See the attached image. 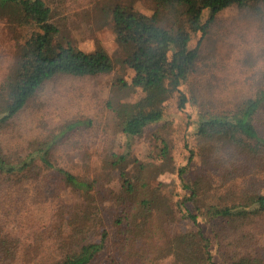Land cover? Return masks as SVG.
I'll use <instances>...</instances> for the list:
<instances>
[{"label": "trees", "instance_id": "trees-1", "mask_svg": "<svg viewBox=\"0 0 264 264\" xmlns=\"http://www.w3.org/2000/svg\"><path fill=\"white\" fill-rule=\"evenodd\" d=\"M151 1L150 14L124 1L111 7L110 25L118 48L114 58L101 46L85 51L65 42L53 7L46 0H0V20L11 33L22 32L21 37L14 36L16 65L0 82V130L47 82L63 76L109 75L119 67L132 71L130 85L139 89L141 96L134 102H109L107 108L122 134L141 136L150 125L163 122L170 102L180 111L187 107L190 99L182 88L197 71L200 43L215 16L233 6H260L264 11V0ZM205 13L208 17L203 22ZM196 35L199 41L194 46ZM259 120L264 127V85L228 111L198 109L192 133L199 150L188 148L186 163L174 168L181 192L164 195L166 207L161 210L152 195L140 190L139 181L130 179L126 167L119 166L127 152L118 160L110 153L107 162L113 171L107 175L110 184L106 185L102 173L85 169L74 174L51 162V150L63 141V133L36 140V147L18 158L6 156L0 149L1 182H44L53 177L61 190L79 201L70 202L62 211L63 237L53 239L49 246L44 245L39 229L31 235L33 242L22 245L0 228V238L9 246V260L15 264H215L210 250L214 239L218 255L227 264H264L260 259L264 242L256 235L264 227V136ZM246 141L256 143L259 152L246 154L241 147ZM209 145L215 149L210 161L216 163V170L197 177L192 164L197 157L205 158L202 151ZM167 149L164 143V157L169 154ZM145 176L141 171L140 178ZM199 179L207 189L197 187ZM59 193L52 199L57 200ZM111 204L119 213L105 222L96 241L95 227L106 205ZM177 211L190 228H176ZM29 218L24 213L19 221L25 226L36 225ZM199 221H205L212 233L205 236ZM228 236L238 238L223 244ZM233 244L241 250L238 254L230 253Z\"/></svg>", "mask_w": 264, "mask_h": 264}, {"label": "rangeland", "instance_id": "rangeland-1", "mask_svg": "<svg viewBox=\"0 0 264 264\" xmlns=\"http://www.w3.org/2000/svg\"><path fill=\"white\" fill-rule=\"evenodd\" d=\"M46 1L53 7L65 42L85 51L101 46L114 58L118 54V48L110 25L111 17L108 12L111 7L124 1L140 12L152 13L151 0ZM207 17L208 13H205L202 21L205 22ZM19 34L21 37L22 32L8 31L5 22L0 20V82L18 60L17 40L14 36ZM198 39L199 35H196L193 39L194 46ZM132 75L131 70L116 67L109 75L63 76L47 82L25 109L0 130L2 154L12 158L21 157L36 147V140H44L52 133H63L60 136L63 141L54 144L51 150V162L74 174L85 169L93 174L102 173V180L105 179V184L109 185L110 181L106 177L113 171L107 162L110 153L115 154L118 160L119 155L127 152L124 163L119 160V166L126 167L130 179L135 183L139 181L137 184L140 190L152 195L161 210L166 207L164 195L171 191L181 192L174 168L186 163L188 148L199 150L192 133L198 109L201 112L228 111L264 85L262 7L233 6L215 16L200 43L197 71L182 88L190 99L187 107L180 111L175 103L170 102L163 122L150 125L138 137L122 134L114 125L107 108L109 102H134L141 96L140 90L130 85ZM258 124L260 134L264 136L261 120ZM164 143L169 149L166 157L161 150ZM244 144L241 147L246 154L259 152L256 143L246 141ZM209 147L211 145L205 146L207 149L202 151L205 158L197 157L192 164V170L197 177L216 170V163L210 161L215 149ZM242 168H246L245 164ZM141 171L146 175L144 180L140 178ZM114 175L117 177V170ZM160 183L164 187L159 186ZM197 187L200 190L207 189L203 179H199ZM57 191L60 192L58 198L53 200ZM77 201L74 195L61 190L53 177L44 182L35 179L24 183L18 180L3 183L0 180V228L12 239L22 242V245L33 242L31 235L39 229V233L43 234L41 238L44 239V245L49 246L54 242L53 239L63 237L62 211L70 202ZM119 210L113 204L106 205L95 227L96 241L99 240L102 228H105V222L115 212L119 213ZM204 212H200L202 217ZM24 213L30 215L31 223L35 222L36 225L21 224L20 216ZM176 214V228L181 231L190 228L189 221L182 218L180 212L177 211ZM199 227L205 236L212 233L205 221H199ZM256 235L264 242V227L261 226ZM237 238L238 236H228L223 244L229 245V242H234ZM210 250L215 264H227L218 255L214 239L211 241ZM229 251L235 255L241 250L237 244H233L229 246ZM10 256L9 246L0 238V264H15L9 260ZM260 259L264 262V250L260 251Z\"/></svg>", "mask_w": 264, "mask_h": 264}]
</instances>
